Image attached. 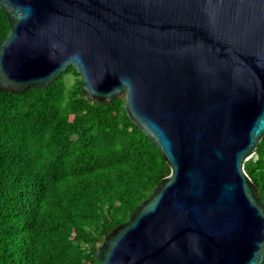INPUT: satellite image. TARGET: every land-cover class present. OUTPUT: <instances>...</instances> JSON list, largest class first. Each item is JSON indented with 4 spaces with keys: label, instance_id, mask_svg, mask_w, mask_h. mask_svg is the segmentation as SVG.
Listing matches in <instances>:
<instances>
[{
    "label": "water",
    "instance_id": "obj_1",
    "mask_svg": "<svg viewBox=\"0 0 264 264\" xmlns=\"http://www.w3.org/2000/svg\"><path fill=\"white\" fill-rule=\"evenodd\" d=\"M0 89L74 67L88 101L125 96L171 173L96 252L100 264H263L245 170L264 138V0H0Z\"/></svg>",
    "mask_w": 264,
    "mask_h": 264
},
{
    "label": "trees",
    "instance_id": "obj_2",
    "mask_svg": "<svg viewBox=\"0 0 264 264\" xmlns=\"http://www.w3.org/2000/svg\"><path fill=\"white\" fill-rule=\"evenodd\" d=\"M9 30L0 7V43ZM124 106L86 100L74 67L46 89H0V264H100L105 236L171 173ZM245 170L264 203V138Z\"/></svg>",
    "mask_w": 264,
    "mask_h": 264
},
{
    "label": "rangeland",
    "instance_id": "obj_3",
    "mask_svg": "<svg viewBox=\"0 0 264 264\" xmlns=\"http://www.w3.org/2000/svg\"><path fill=\"white\" fill-rule=\"evenodd\" d=\"M65 80H66V81H69L68 83H73L74 80H75V77L72 76V75H68V76H66V79H65Z\"/></svg>",
    "mask_w": 264,
    "mask_h": 264
}]
</instances>
